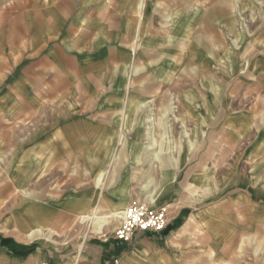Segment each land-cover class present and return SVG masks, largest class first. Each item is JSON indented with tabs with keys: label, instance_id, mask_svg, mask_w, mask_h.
<instances>
[{
	"label": "crops",
	"instance_id": "crops-1",
	"mask_svg": "<svg viewBox=\"0 0 264 264\" xmlns=\"http://www.w3.org/2000/svg\"><path fill=\"white\" fill-rule=\"evenodd\" d=\"M0 264H264V0H0Z\"/></svg>",
	"mask_w": 264,
	"mask_h": 264
},
{
	"label": "built area",
	"instance_id": "built-area-1",
	"mask_svg": "<svg viewBox=\"0 0 264 264\" xmlns=\"http://www.w3.org/2000/svg\"><path fill=\"white\" fill-rule=\"evenodd\" d=\"M115 215L117 225L113 231V238L124 244H130L138 233H159L166 227L163 208L149 207L139 201H133Z\"/></svg>",
	"mask_w": 264,
	"mask_h": 264
},
{
	"label": "rangeland",
	"instance_id": "rangeland-1",
	"mask_svg": "<svg viewBox=\"0 0 264 264\" xmlns=\"http://www.w3.org/2000/svg\"><path fill=\"white\" fill-rule=\"evenodd\" d=\"M110 211H107V212H105L106 214L107 213H109ZM95 213V212H94ZM105 213L104 212H101V211H97L95 214H97V215H94V216H96V217H98V216H103V215H105ZM112 213H115V212H112ZM116 213H119V212H116ZM112 215V214H111ZM110 215V216H111ZM92 216V214H89L88 215V217H83L82 218V220H80V222H81V226H83L84 227V231H86V229L89 231L90 230V226L92 225V222H91V219H90V217ZM93 216V217H94ZM114 220H115V223H116V215H114V216H111V217H108L107 219H105L104 221L107 223V222H111L112 221V223H114ZM89 225V226H88ZM96 226V225H95ZM87 227V228H86ZM91 227H93V226H91ZM97 228V227H96ZM105 228L106 227H104V231H103V234L99 231V230H97V229H95L94 228V230H93V232H94V234H92V233H89L88 232V235L89 236H96V237H99V238H101V239H104L105 240V238H106V236H105ZM100 232V233H99Z\"/></svg>",
	"mask_w": 264,
	"mask_h": 264
},
{
	"label": "bare ground",
	"instance_id": "bare-ground-1",
	"mask_svg": "<svg viewBox=\"0 0 264 264\" xmlns=\"http://www.w3.org/2000/svg\"><path fill=\"white\" fill-rule=\"evenodd\" d=\"M115 214V213H114ZM114 214H112L111 216H113ZM111 216H109V217H111Z\"/></svg>",
	"mask_w": 264,
	"mask_h": 264
}]
</instances>
